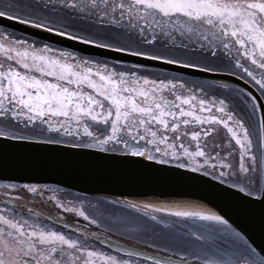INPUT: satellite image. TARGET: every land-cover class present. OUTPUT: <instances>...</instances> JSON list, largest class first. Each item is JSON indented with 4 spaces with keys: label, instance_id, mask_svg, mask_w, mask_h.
<instances>
[{
    "label": "snow or ice",
    "instance_id": "1",
    "mask_svg": "<svg viewBox=\"0 0 264 264\" xmlns=\"http://www.w3.org/2000/svg\"><path fill=\"white\" fill-rule=\"evenodd\" d=\"M45 158L208 184L264 220V0H0V170ZM0 264H264V244L200 202L0 181Z\"/></svg>",
    "mask_w": 264,
    "mask_h": 264
},
{
    "label": "water",
    "instance_id": "2",
    "mask_svg": "<svg viewBox=\"0 0 264 264\" xmlns=\"http://www.w3.org/2000/svg\"><path fill=\"white\" fill-rule=\"evenodd\" d=\"M16 27L19 29L21 26ZM24 31L32 32L30 29ZM39 167L40 171L29 173L9 164L6 169L0 170V181L59 184L69 190L101 199L200 202L231 216L256 244H264V220L259 211L246 206L242 200L226 197L208 184H184L141 169H77L49 163L46 158ZM29 175H34L37 179L29 181Z\"/></svg>",
    "mask_w": 264,
    "mask_h": 264
},
{
    "label": "bare ground",
    "instance_id": "3",
    "mask_svg": "<svg viewBox=\"0 0 264 264\" xmlns=\"http://www.w3.org/2000/svg\"><path fill=\"white\" fill-rule=\"evenodd\" d=\"M71 192H73V193H76L75 191H73V190H70Z\"/></svg>",
    "mask_w": 264,
    "mask_h": 264
}]
</instances>
